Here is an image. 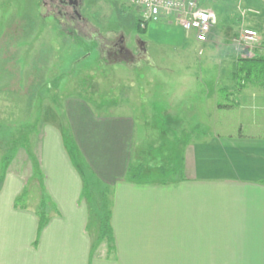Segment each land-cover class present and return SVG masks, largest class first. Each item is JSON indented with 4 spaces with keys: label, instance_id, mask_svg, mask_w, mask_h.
<instances>
[{
    "label": "crops",
    "instance_id": "crops-1",
    "mask_svg": "<svg viewBox=\"0 0 264 264\" xmlns=\"http://www.w3.org/2000/svg\"><path fill=\"white\" fill-rule=\"evenodd\" d=\"M230 66L210 109L214 131L191 121L174 127L187 140L172 146L167 173L141 172L156 140L137 131L134 116H97L85 105L75 111L85 115L73 144L58 120L36 148L25 142L5 156L0 264H264V83L242 78L239 61ZM235 109L240 122L231 127L224 111ZM96 189L107 192V209H91ZM105 216L110 242L101 237Z\"/></svg>",
    "mask_w": 264,
    "mask_h": 264
},
{
    "label": "rangeland",
    "instance_id": "rangeland-1",
    "mask_svg": "<svg viewBox=\"0 0 264 264\" xmlns=\"http://www.w3.org/2000/svg\"><path fill=\"white\" fill-rule=\"evenodd\" d=\"M40 2L0 0V161L19 153L25 142L28 152L36 148L41 133L58 120L66 143L73 144L75 121L82 123L85 115L75 118V111H83L85 105L97 116H134L137 131L150 133L151 143L156 140L149 155L153 164L141 172L167 173L175 152L172 146L187 140L182 131L175 135L174 127L180 131L191 121L214 131L218 115L210 109L215 100H222L216 87L220 90L231 78L230 64L240 58L232 44L242 29L256 27L261 38L256 50L264 53V3L259 0H208L206 7L218 21L203 44L193 32L182 30L174 15L144 21L128 0L84 1L81 14L90 29L100 31L98 37L96 32L83 31L85 36L66 32L52 17L42 16ZM116 40L124 41L129 52L124 58L110 53V42ZM139 41L144 51L138 48ZM55 106L60 119L54 118ZM190 110L195 113L188 116ZM237 111H224L228 126L240 122ZM139 112L147 116L139 119L134 114ZM201 136L192 134L194 139ZM95 191L91 209H107V192ZM35 192L33 187L31 194Z\"/></svg>",
    "mask_w": 264,
    "mask_h": 264
},
{
    "label": "built area",
    "instance_id": "built-area-1",
    "mask_svg": "<svg viewBox=\"0 0 264 264\" xmlns=\"http://www.w3.org/2000/svg\"><path fill=\"white\" fill-rule=\"evenodd\" d=\"M208 0H128V3L138 9L144 21H158L162 15H174L177 25L184 31L194 33L198 43L207 42L211 29L217 25L216 13L206 7ZM264 3V0H259ZM245 12L257 14L254 9ZM241 13L242 16L246 15ZM233 49L242 58H253L256 48L261 44L259 33L253 28H244L235 38Z\"/></svg>",
    "mask_w": 264,
    "mask_h": 264
},
{
    "label": "flooded vegetation",
    "instance_id": "flooded-vegetation-1",
    "mask_svg": "<svg viewBox=\"0 0 264 264\" xmlns=\"http://www.w3.org/2000/svg\"><path fill=\"white\" fill-rule=\"evenodd\" d=\"M85 0H41V9L44 11L42 16H50L59 25L66 30V32L74 33L76 35L85 36L83 31L97 33V30L89 28V21L81 14ZM96 32V33H95ZM138 48L143 50L141 44ZM110 53H120V57H125L129 52L125 49L124 41L116 40L110 42ZM144 51V50H143Z\"/></svg>",
    "mask_w": 264,
    "mask_h": 264
},
{
    "label": "trees",
    "instance_id": "trees-1",
    "mask_svg": "<svg viewBox=\"0 0 264 264\" xmlns=\"http://www.w3.org/2000/svg\"><path fill=\"white\" fill-rule=\"evenodd\" d=\"M130 5V4H129ZM132 6V5H130ZM138 29L140 30V24L137 23ZM253 29L256 27L253 26ZM140 32H143L141 29ZM140 44V41H139ZM142 44V43H141ZM241 63L242 71L240 75L242 78L246 80H261L264 83V53L259 54L256 50L255 56L251 59H242L238 58V60ZM134 176V175H133ZM40 209H44V206L40 205ZM103 220L102 227H101V237L107 238V240L110 242L111 238V230L108 223V217ZM41 224L44 222V218H41Z\"/></svg>",
    "mask_w": 264,
    "mask_h": 264
}]
</instances>
